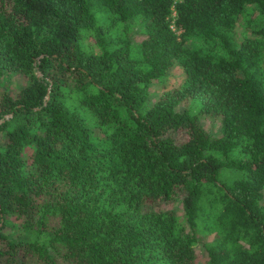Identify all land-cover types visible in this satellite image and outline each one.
<instances>
[{
    "label": "trees",
    "instance_id": "16d2710c",
    "mask_svg": "<svg viewBox=\"0 0 264 264\" xmlns=\"http://www.w3.org/2000/svg\"><path fill=\"white\" fill-rule=\"evenodd\" d=\"M7 73L0 264H264V0H0Z\"/></svg>",
    "mask_w": 264,
    "mask_h": 264
},
{
    "label": "rangeland",
    "instance_id": "374dc122",
    "mask_svg": "<svg viewBox=\"0 0 264 264\" xmlns=\"http://www.w3.org/2000/svg\"><path fill=\"white\" fill-rule=\"evenodd\" d=\"M178 77H179V72L176 69H171L168 72L167 76L165 77L164 81L167 83L168 86H172L177 83ZM26 83H28L26 77L21 76L20 74L17 73H12V74L7 73L4 75V78L1 83L0 95L5 92L9 94H14L20 88H22ZM198 252H199L200 262H202L204 260V257L200 247L198 248Z\"/></svg>",
    "mask_w": 264,
    "mask_h": 264
}]
</instances>
